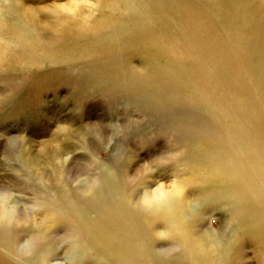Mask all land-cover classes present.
I'll return each mask as SVG.
<instances>
[{"label": "rangeland", "instance_id": "rangeland-1", "mask_svg": "<svg viewBox=\"0 0 264 264\" xmlns=\"http://www.w3.org/2000/svg\"><path fill=\"white\" fill-rule=\"evenodd\" d=\"M19 1L38 11L40 24L35 25L29 17H20L12 10L4 11L2 14L9 23L7 34L12 36L5 34L3 38L14 49L20 47L18 36L27 46L37 38L45 50H41L42 56L17 52L13 61L0 62V206L9 197L8 207L17 205L22 211L17 216L15 231L31 261L14 262L0 251V264H121L140 254L141 259L146 254L148 260L142 259L141 264H188L174 241L166 236L167 227L162 220L156 219L149 226L129 214L127 225L118 217L97 219L96 214H91V220L99 221L93 231L94 236H100H96L99 248L114 250L122 257L117 259L108 250L107 254L112 255V261L108 262L106 250L102 254L97 252L99 249L92 250L94 245L78 236L75 233L78 229L67 222L45 226L43 222L49 225V220L44 207L61 206L65 198L76 195L85 199L91 193L89 189L108 172L121 183L120 188H125L121 192L147 186L150 194L162 189H182L188 194L184 195L187 201L194 202L199 199V193L187 183L189 179L192 181V173L181 161L182 151L204 146L206 133H215L214 137L222 140V131L203 111L168 99V90L160 78L151 80L150 84L142 80L141 74L153 67L154 59L160 65L164 61L137 31L122 34L126 29L116 20L122 9L110 7L112 0H100L101 4L99 0H82L75 17L56 11L58 5L72 7L73 0ZM243 1L254 7L252 11L250 6L246 10L253 15L252 31L245 30L247 38L251 43L261 38V46L260 53L246 55L248 59L241 62L253 72L262 70L260 73L264 74V0ZM8 4L7 0H0L1 6ZM221 4L227 8L220 11L223 15H218L217 21L212 19L215 24L211 31L220 23L227 22V27L233 23L228 15L232 8L228 3ZM166 21L158 25L160 31L175 30ZM79 25H84L86 33L72 36ZM160 25H166V29ZM159 69L163 72L162 66ZM58 126L84 134V141L76 142L74 147L68 141H60L64 148L71 149L70 159L59 157L61 162L44 157L41 150V145L48 142L59 145L55 143ZM52 149L55 147L47 153ZM32 155L39 158L35 164L30 163ZM202 214V220L195 225L196 231L214 235L228 231L222 210L206 206ZM130 230L133 232L129 233ZM251 230H242L235 237L238 240L235 239L237 243L227 264H264V228ZM132 248H136L134 254ZM152 256L156 260H151Z\"/></svg>", "mask_w": 264, "mask_h": 264}, {"label": "bare ground", "instance_id": "bare-ground-1", "mask_svg": "<svg viewBox=\"0 0 264 264\" xmlns=\"http://www.w3.org/2000/svg\"><path fill=\"white\" fill-rule=\"evenodd\" d=\"M225 1L230 9L232 8L228 15L233 23L227 27L226 20L225 24L220 23L216 30L211 31L212 25L215 24L212 19L215 18L217 21L218 15L227 8L221 4V2L227 4ZM112 2L110 7L122 9L121 15L117 19L115 17L117 23L126 29L121 31L122 34L137 31L152 52L154 51L159 59L164 61L163 65H160L154 59L153 67L151 66L149 71L141 70L142 80L150 84L151 80L158 81L160 78L168 90V99L203 111L209 121L211 120L222 131L224 138L216 139L215 133H206L204 146L190 147L182 151L181 161L184 162L186 170L192 173V181L188 177L187 183L196 187L199 193V199L194 202L187 201L185 197L187 193L185 194V190L181 191V188H186L181 186H179L181 190L178 189L180 191L171 188L173 190L162 189L153 194L149 193L148 186L121 192L125 188H120L121 183L112 172H108L103 180L99 179L97 185L89 189L91 193L85 196V199L84 197L78 199L75 194L72 199L65 198L61 206L52 204L55 209L53 206L44 207L49 225L46 222L43 224L52 227L54 223L67 222L71 227L78 229L75 232L78 236L94 245L91 246L92 250L99 249L96 251H101L100 254L106 250L107 254L109 249L99 248L97 235H93L99 221L91 220L89 218L91 214H96L97 219L112 217L114 220L118 217L127 225L130 223V216L140 219L141 224L149 226L156 219L162 220L167 227L166 236L174 241L175 247L184 256L182 259L185 258L188 264H227L235 248L234 243H237L235 237L242 230L256 231L264 228V74H261L262 70L261 73H256V70L253 72L241 62L248 59L249 55L260 53L261 38L258 37L256 42L251 43L245 31L246 28L250 29L253 23V15L246 13L250 5L243 3V0H112ZM7 3L8 6L0 5V62L13 61L17 52L42 56L41 50L45 49H42L43 42H37V38L27 46V42L18 36L16 41L21 48L16 49L11 46V42L3 38L7 34L9 24L7 17L2 14L4 11L12 10L20 17H29L33 24H40L36 9L26 7L19 0H7ZM70 3L72 7L58 5L55 10L59 14L65 12L75 17L83 1L73 0ZM99 3L103 2L99 0ZM253 8L249 9L252 11ZM260 11L262 12V9ZM165 19L169 20L172 27L174 25L175 30L169 28V31L168 29L160 31L158 25ZM166 25L160 26L163 28ZM85 30L84 25H79L71 34L78 36L79 33H86ZM7 35L12 36L10 33ZM152 52L150 54L153 55ZM160 66L163 72L159 69ZM261 66L260 68H263ZM134 76L138 78V75ZM135 86L142 88L140 85ZM57 131L59 136L55 143L59 145L53 146L51 142L41 145L42 153L45 154L44 157L58 159L60 162L59 157L69 160L71 149L60 144L68 141L74 147L76 142L84 141V134L66 126H58ZM53 147L55 149L47 153L48 149ZM36 156H30V163L35 164L34 162L39 160ZM177 183H174V186ZM9 201L10 198L7 197L0 206V251H3V256L8 260L30 263L31 257H27L28 251L19 244L15 231L17 216L21 215L22 211L17 205L8 207ZM206 206H214L225 213L228 231L214 235L195 230V225L202 220ZM131 232L133 230L129 233ZM98 237L100 238L99 235ZM138 245L139 248L140 244ZM135 249L132 248V254L135 253ZM117 253H114L118 256L117 259L122 258ZM107 255L108 262L112 261L110 260L112 255L111 257ZM140 255H135L133 260L121 264H141L142 259L148 262L146 254L142 259ZM151 260H156V257L152 256Z\"/></svg>", "mask_w": 264, "mask_h": 264}]
</instances>
